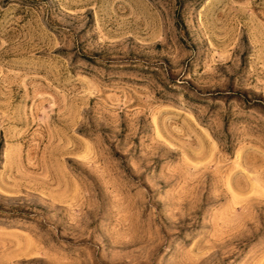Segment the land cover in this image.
<instances>
[{
	"label": "rangeland",
	"instance_id": "374dc122",
	"mask_svg": "<svg viewBox=\"0 0 264 264\" xmlns=\"http://www.w3.org/2000/svg\"><path fill=\"white\" fill-rule=\"evenodd\" d=\"M0 264H264V0H0Z\"/></svg>",
	"mask_w": 264,
	"mask_h": 264
}]
</instances>
